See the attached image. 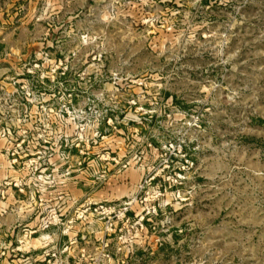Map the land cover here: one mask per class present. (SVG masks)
<instances>
[{
	"label": "rangeland",
	"instance_id": "1",
	"mask_svg": "<svg viewBox=\"0 0 264 264\" xmlns=\"http://www.w3.org/2000/svg\"><path fill=\"white\" fill-rule=\"evenodd\" d=\"M0 264H264V0H0Z\"/></svg>",
	"mask_w": 264,
	"mask_h": 264
}]
</instances>
